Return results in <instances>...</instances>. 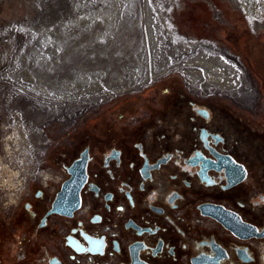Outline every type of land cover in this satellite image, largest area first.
<instances>
[{
    "label": "flooded vegetation",
    "instance_id": "obj_1",
    "mask_svg": "<svg viewBox=\"0 0 264 264\" xmlns=\"http://www.w3.org/2000/svg\"><path fill=\"white\" fill-rule=\"evenodd\" d=\"M164 89L121 94L48 145L55 179L9 209L0 264H260L261 97L251 109Z\"/></svg>",
    "mask_w": 264,
    "mask_h": 264
},
{
    "label": "rangeland",
    "instance_id": "obj_2",
    "mask_svg": "<svg viewBox=\"0 0 264 264\" xmlns=\"http://www.w3.org/2000/svg\"><path fill=\"white\" fill-rule=\"evenodd\" d=\"M12 26H17L14 31ZM2 28L8 34L0 35V124L7 125L10 132H16V139L9 141L12 155L5 156L3 161L12 170L18 168L14 154L19 159L25 149L24 154H28L29 159L33 156L38 142L37 131L45 135L49 144L55 143L77 124L80 117L109 108L121 94L147 96L176 86L180 93L193 96L194 89L188 87L185 79L190 72L182 59L193 57L198 50L186 51L200 44L218 47L228 63L238 66L251 78L259 92L257 96L264 103V73L257 72L258 67L264 71V60L256 61L259 53H264V0H0ZM47 33L49 41L41 37ZM148 35L156 45L155 50L158 48L159 60H172L162 65L171 70L133 89L118 91L125 83L121 70L126 66L136 69L141 61L136 52L143 51ZM51 46L57 49L51 55L50 65L45 66L49 55H43L40 65L35 61L33 65L21 67L17 74L28 73L27 84L37 89L48 88V85H54L52 82L58 81L59 84L73 83L75 79L76 93L92 92L89 96L95 98L80 99L79 104L66 102L60 111L54 108L51 113H43L39 107L28 112L25 107L31 99L20 88L18 92L13 90L14 87L11 91L10 83L2 80L3 72L10 63H16V58L28 56L29 51H39L41 56ZM148 55L150 53L143 54L146 58ZM153 64L158 66L156 60ZM55 75L57 78L53 77ZM162 80L164 84L159 85ZM233 86L237 88L238 82H233ZM210 90L214 91V96L229 95L215 86H211L208 92ZM36 95L37 92L33 96ZM9 96L16 100H10ZM17 96L25 98L20 97V100ZM32 114L34 120L49 116V123L46 127L32 125L30 121L26 125ZM3 134L0 131V136ZM4 155L3 144H0V156ZM11 194L7 187L0 190V227L8 222L7 214L11 208L5 210L3 201Z\"/></svg>",
    "mask_w": 264,
    "mask_h": 264
},
{
    "label": "bare ground",
    "instance_id": "obj_3",
    "mask_svg": "<svg viewBox=\"0 0 264 264\" xmlns=\"http://www.w3.org/2000/svg\"><path fill=\"white\" fill-rule=\"evenodd\" d=\"M91 24H92V22H91ZM16 27L12 26V31H14V29ZM3 33H7V32H6V30H4L2 28V29H0V35ZM28 33L33 34L31 32H28ZM41 37L44 38L46 41L50 40V35H48V33L42 34ZM149 43H150V49H148ZM56 49H57V47L51 46L50 50L48 52L47 51L42 52L41 56H40L39 51H33V52L29 51L28 56L16 58L17 64L15 62H13V65L10 63L9 66L5 68L6 70L3 72L2 80L4 82L7 81L10 83V86H12L11 91H12L13 87H14L13 90H15L16 92H18L17 89L20 88V90L25 93V96L28 97V99H31V100H29V105L25 107L28 112L31 111L33 108L39 107V109L43 113L44 112L45 113H51L52 109H54V108H55V111H60V109L63 107V104L66 102H71V101L77 102L80 99L95 98L94 96H89V95H92V92H88V93H83L81 91L77 92V93L75 92V89H76L75 87L77 86V83L75 82L74 78H77L76 76L73 78L74 79L73 83L71 81L66 82V84H63L61 82L62 85H60L61 83L59 84L58 83L59 81H58V82H52V83H54V85H48V88L45 87V88L37 89L36 87L30 86L29 84H27L26 81L29 80L28 73L24 74L23 72H21V73L17 74L19 72V70H21V67H28L30 64L33 65V63H35V61H36L37 65H40L39 63H41L43 55L44 56L49 55V58H47L45 61V66L50 65L51 60H52V59H50L51 55L56 53ZM155 49H156V45L153 42L152 37L148 35V41H146L145 47L143 48V51L141 50V51L136 52V55H138L139 59H141V61L138 62L136 69H133L134 67L131 68L130 66H126L121 70L122 71L121 74L124 75V77H125V81H124L125 83L122 85L123 86L122 88L117 89L118 91H125L128 89H133L134 87H136L139 84L143 85L144 83H146L144 81H146V80L148 81L152 77L156 78L157 76H159L164 71L171 70V68H168V67L163 68L162 65H164V63H166V62L168 64V62H172V60H170V59L164 60L163 59V61L161 62V60H159L160 53L158 52V48H157V50H155ZM195 50H198V51L194 53L195 55L193 57H191L187 60L182 59L184 65H185V68L187 69L188 72H190V74H188L186 72L187 75H185L186 76L185 79L187 81L186 83H188V87L190 89L192 88V89L198 90V91L202 90L201 93L206 94L205 92H208V90H209V88H211V86H215L222 91L229 92L228 98L234 100L237 103L239 102L238 104H240L243 108H251L252 109L255 106V101L258 97L257 93H259V92H257L255 86L253 85V81L251 80V78H248V76H246V74H244L243 71H241V69L238 66L233 67L231 65V63H228V60L223 56L224 53L218 47H215L212 45L207 46V45L200 44V45L196 46L195 48H192V49L186 51V53H190V51L194 52ZM146 52H147V54L150 53L151 58H149L150 57L149 55H148V58L143 56V54ZM179 58H181V56H179ZM238 59L240 62H242L240 58H238ZM155 60L157 61V65H158L157 67L153 64V62ZM182 61H180V62H182ZM30 67H32V66H30ZM131 69H132V71H131ZM192 69L199 70L201 74L200 75L197 74V70H193V72H192ZM30 76H31V74H30ZM53 77H56V75ZM79 81H81V80H79ZM233 82L234 83L238 82L237 88H235L233 86ZM31 85H33V84H31ZM35 92H37V95L33 96V95H35ZM29 95H31V96H29ZM20 97L25 98L24 96H17L18 99H20ZM14 98L15 97H13V96H9L10 100L15 101L16 99H14ZM28 99L26 98V100H28ZM20 100H22V99H20ZM26 100H25V102H26ZM35 102H37V104H35ZM58 106H60V107H58ZM55 114L56 113L51 114V115L48 114V115L51 117L52 115H55ZM49 116L43 115V117L40 116L39 120H34V116L32 114L31 118L28 119V123L26 122L25 124L26 125L29 124V121H30V124H32V125H38L40 127L45 125V127H46V125L49 123V121L47 120L49 118ZM20 117H21V115H20ZM37 133H38V135L40 134V136L45 137V135L43 133H40L39 131H37ZM41 140H43V139H41ZM40 141H39V143H40ZM47 145H48V143H45V145L42 146V148L39 151V155L42 158V161H43V156L46 153L47 148H48ZM46 146H47V148H46ZM15 151H18L17 148H15ZM24 151H25V149H24ZM27 155L28 154H26V153L23 154V159H22L23 162L31 161V159L27 158L28 157ZM14 158L18 159V155L14 154ZM18 161H21L20 158L18 159ZM42 161H41V163H42ZM18 168H19L17 171L19 173L18 179L23 181V188H25L26 183L35 182L33 179H31V175L26 173V171H24L21 166H19ZM39 174L40 173H37L36 175H33V177L34 178L41 177ZM12 183H15V180ZM35 183H38V182H35ZM7 189H9V188H7ZM9 190L11 192L16 191L17 194L19 193L18 189H16V190L9 189Z\"/></svg>",
    "mask_w": 264,
    "mask_h": 264
},
{
    "label": "clouds",
    "instance_id": "obj_4",
    "mask_svg": "<svg viewBox=\"0 0 264 264\" xmlns=\"http://www.w3.org/2000/svg\"><path fill=\"white\" fill-rule=\"evenodd\" d=\"M0 131L4 134L0 136V144H3V152L4 156H0V190H4L6 187L11 190H19V195H17L16 191H12V194L8 196L6 200L3 201V208L5 210L9 208H13L19 205L20 198L23 195V181L18 179L19 173L15 170L10 169L7 165L4 164L5 156L11 157L12 149L9 146V141H12L16 136L15 131H9V127L7 125L0 124ZM7 177V178H6ZM43 183L46 185L49 180L55 179L54 176L42 173ZM15 180V183L11 181ZM260 264H264V243H261L258 248Z\"/></svg>",
    "mask_w": 264,
    "mask_h": 264
},
{
    "label": "built area",
    "instance_id": "obj_5",
    "mask_svg": "<svg viewBox=\"0 0 264 264\" xmlns=\"http://www.w3.org/2000/svg\"><path fill=\"white\" fill-rule=\"evenodd\" d=\"M195 91V92H194ZM205 92V91H204ZM205 94H202L200 93L198 90H192L191 94L193 95V97H199V98H202V99H205V98H211V97H215L214 95V91L210 90V92H205ZM213 93V95H211ZM38 137V142L36 143V150H34L32 153H33V156L30 157L31 161L29 162H23L22 159L23 157H20V160L21 161H18V159H15L16 160V164H18V167L21 166L23 168L24 171H26V173L30 174L31 175V179H33L35 182H38V183H43V177H42V173H47V174H50L48 170H45L42 168V158L40 157L39 155V151L40 149L42 148V146L45 145V143H48L49 145V141L47 140V138L44 136H40V134L37 136ZM43 139L40 143L39 141ZM47 145V146H48ZM46 146V148H47ZM24 154V151L22 153V155ZM17 155V154H16ZM41 166V167H40ZM19 168H17L15 171H18ZM37 173H40L39 175L41 177H37V178H34L33 175H36ZM7 178V177H6ZM14 180H12L11 182H13ZM50 181V180H49ZM48 183V182H47ZM44 184V183H43ZM44 186L46 187L47 184Z\"/></svg>",
    "mask_w": 264,
    "mask_h": 264
},
{
    "label": "water",
    "instance_id": "obj_6",
    "mask_svg": "<svg viewBox=\"0 0 264 264\" xmlns=\"http://www.w3.org/2000/svg\"><path fill=\"white\" fill-rule=\"evenodd\" d=\"M74 182L73 179L69 180L62 186V192L59 194L57 199V204H60L61 196L64 194H67L69 192V189H71V183ZM54 211V210H53ZM56 212L59 210H55Z\"/></svg>",
    "mask_w": 264,
    "mask_h": 264
},
{
    "label": "trees",
    "instance_id": "obj_7",
    "mask_svg": "<svg viewBox=\"0 0 264 264\" xmlns=\"http://www.w3.org/2000/svg\"><path fill=\"white\" fill-rule=\"evenodd\" d=\"M248 44L252 45V42L248 41ZM259 60H264V53L260 52L259 55L256 57V61L259 62ZM262 70L263 69L261 67H258L257 72L263 75L264 71H262Z\"/></svg>",
    "mask_w": 264,
    "mask_h": 264
},
{
    "label": "snow or ice",
    "instance_id": "obj_8",
    "mask_svg": "<svg viewBox=\"0 0 264 264\" xmlns=\"http://www.w3.org/2000/svg\"><path fill=\"white\" fill-rule=\"evenodd\" d=\"M149 2H151V0H149ZM146 174V173H145ZM80 204V202L78 201V205ZM259 238L261 240H264V231H260V230H255V237L254 238Z\"/></svg>",
    "mask_w": 264,
    "mask_h": 264
}]
</instances>
